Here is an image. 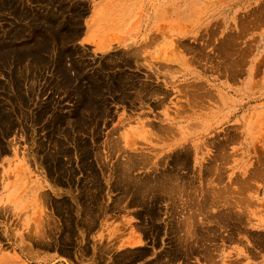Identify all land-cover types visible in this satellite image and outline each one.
I'll list each match as a JSON object with an SVG mask.
<instances>
[{
  "label": "rangeland",
  "instance_id": "1",
  "mask_svg": "<svg viewBox=\"0 0 264 264\" xmlns=\"http://www.w3.org/2000/svg\"><path fill=\"white\" fill-rule=\"evenodd\" d=\"M148 2L112 30L116 47L98 55L82 44L90 0H0V264H264V223L247 214L264 193V0H171L165 25L150 22ZM159 32L168 38L159 41ZM152 47L189 72L173 83L172 99L217 108L206 126L160 118L144 102L141 77L122 76L132 62L148 64ZM70 83L100 86L88 95L108 114L97 133L66 121L79 99ZM76 139L101 184L94 201L80 197L85 182L95 190ZM60 146L69 156L57 160L74 170L69 180L53 171ZM193 158L216 163L191 167ZM128 160L139 161L136 178L175 180L152 219L142 217L141 200L129 204L130 194L111 187V168Z\"/></svg>",
  "mask_w": 264,
  "mask_h": 264
},
{
  "label": "crops",
  "instance_id": "2",
  "mask_svg": "<svg viewBox=\"0 0 264 264\" xmlns=\"http://www.w3.org/2000/svg\"><path fill=\"white\" fill-rule=\"evenodd\" d=\"M141 1L143 0H90L91 13L87 20L82 44L98 55H107L110 53L112 48L116 47L112 39V30L121 27L123 22H127L128 19L138 14ZM147 1H149L148 4L150 6V22L159 21L164 22L165 25L166 21L172 15L171 0ZM121 37L125 39L124 36ZM155 38L159 41L162 39L165 40L168 38L167 32H159V35H155ZM121 47L119 46V48ZM160 51V48L152 47L148 53V64L132 62L128 67L122 69V76L141 77L142 82L148 86V95L147 98H144V102H147L149 107L151 109L153 108L160 118L166 119L169 122L180 119L188 120L190 118L189 121H181V126H191L193 128L206 126L205 120L213 117L217 108L205 104L203 101L198 102L194 99L190 101L183 100V98L178 97V93L172 99L171 96L173 93L171 88L173 83L189 72L186 71L185 64L182 62L174 64L170 61L166 57L167 50L163 53V57ZM149 89L150 92L152 91L151 93ZM241 134L247 142L246 144L244 143L245 150L256 147L254 143L251 146L252 132L248 123L243 124ZM246 162L242 160L239 168L245 166ZM204 163H212L215 166L216 160L193 158L190 166H202L205 165ZM237 163L238 160H236V166ZM262 182L264 183V180ZM254 204L259 205L260 208H250L247 212L248 216L253 222L259 221L258 223H264V193L258 194V198L254 199Z\"/></svg>",
  "mask_w": 264,
  "mask_h": 264
},
{
  "label": "bare ground",
  "instance_id": "3",
  "mask_svg": "<svg viewBox=\"0 0 264 264\" xmlns=\"http://www.w3.org/2000/svg\"><path fill=\"white\" fill-rule=\"evenodd\" d=\"M100 18H101V16H100ZM69 79V78H68ZM123 79V78H122ZM65 81V80H64ZM68 82V81H67ZM71 82V81H70ZM114 82V81H113ZM112 82V83H113ZM115 84V83H114ZM64 85V84H63ZM70 85H75V84H73V83H70ZM117 85H118V83H117ZM153 85V84H152ZM67 86V85H66ZM75 86H78V85H75ZM85 86H87L86 88L84 87V88H80V85L78 86L79 87V89H78V94H79V96H78V100H77V105H76V107H75V109H73L72 111H71V113L69 114V116L70 117H65L66 118V121H68L69 123H74L75 125L74 126H77V129H74V130H76V131H79V130H83V129H87V127H89L90 126V124H92V128L90 129L89 128V130H93L92 132L95 134V132L96 131H94V129H95V127L97 126V123H99L98 121H100L101 119H102V117H103V114H104V116L105 115H108V114H106V110H104V113L102 112V113H100V109H99V106L101 105V103L100 102H98L99 100H91L90 99V97L88 98V95L89 94H97L99 91H100V86H95V85H91V84H87V85H85ZM101 86H103V85H101ZM110 86H111V89H115V86L114 85H110V84H108V85H106V87H105V85H104V89L105 88H107L108 90H110ZM120 86V85H119ZM116 87H118V86H116ZM119 88V87H118ZM121 88V87H120ZM156 88V87H155ZM154 88V89H155ZM151 89H153V88H151ZM74 91V90H73ZM118 91H120V90H118ZM158 91V90H157ZM149 92H150V89H149ZM152 92V91H151ZM150 92V93H151ZM153 92H154V90H153ZM160 92V91H159ZM142 94V93H141ZM153 94V93H152ZM157 96V95H156ZM94 98H96V97H94ZM91 101H90V100ZM103 108V107H102ZM104 109V108H103ZM70 111V110H69ZM1 116V115H0ZM64 116V115H63ZM3 117V116H2ZM58 119L60 118V117H57ZM1 119V118H0ZM4 118H2L1 120H3ZM36 119V118H35ZM61 119H64V117L63 118H61ZM0 120V121H1ZM57 121V120H56ZM57 122H59V121H57ZM57 122H55V123H57ZM64 122V121H63ZM67 123V122H66ZM96 125V126H95ZM6 126V125H5ZM98 127V126H97ZM96 127V128H97ZM4 128V127H3ZM76 128V127H75ZM94 128V129H93ZM57 130V129H56ZM97 130V129H96ZM84 131V130H83ZM73 132H75V131H73ZM91 132V131H90ZM92 133V134H93ZM97 133V132H96ZM74 134V133H73ZM76 134V133H75ZM76 136V135H75ZM72 137V136H71ZM75 138V137H74ZM79 138V137H78ZM84 138V137H83ZM93 138V137H92ZM73 140V139H72ZM59 141V140H58ZM56 142V141H55ZM62 142V141H61ZM75 142V141H74ZM76 142L77 143H75V146H77L78 147V149H80L81 151V153H82V156L81 157H79L80 158V160H81V165H80V167L81 168H83L82 170H84L87 174H88V182H91V185L94 187V194L93 195H91L92 193H91V190L89 189V188H86V186H87V184H86V182H85V184H83V186H82V189L84 190V192L82 193L83 195L82 196H80V197H83V198H88V200H91V201H94V198H96L95 196V194H96V191L98 190V188H99V186L101 185H98V181L96 182V180H97V173L95 172V170H94V168L92 167V165H91V163L87 160V159H85L86 158V155H87V149L88 148H86L85 147V145H84V143L83 142H81L80 141V139L77 141V139H76ZM54 144V143H53ZM74 144V143H73ZM110 144H111V142H110ZM58 145V144H57ZM111 145H113V144H111ZM1 146V145H0ZM59 146V145H58ZM62 146V145H61ZM61 146L60 147H58L57 148V150H55L54 152H55V154H53V153H51L52 155H51V159L52 160H54V168H53V171H55L57 174H56V176L57 175H60V176H65V177H67V179L69 180V178L73 175V173H74V170L71 168V167H68V166H65V164L63 163V162H59L60 160H57V158L61 155V156H64V157H66V156H69V155H67V150H65V149H63V148H61ZM88 146V145H87ZM97 147H98V145H97ZM109 147V146H108ZM2 148V147H1ZM114 148V147H113ZM112 148V149H113ZM184 148V147H183ZM186 148V147H185ZM185 148H184V150H185ZM178 149V148H177ZM178 151V150H177ZM89 152V151H88ZM182 152V151H181ZM180 151H179V153H181ZM185 152V151H184ZM183 152V153H184ZM48 153H50V151L48 152ZM61 153V154H60ZM175 153V152H174ZM177 153V152H176ZM45 154V153H44ZM141 154V153H140ZM59 155V156H58ZM89 155V154H88ZM87 155V156H88ZM143 155V154H142ZM169 155V154H168ZM180 155V154H179ZM184 155H186V153L184 154ZM58 156V157H57ZM131 156H133V155H131ZM183 156V155H182ZM57 157V158H56ZM129 157V156H128ZM127 157V158H128ZM137 157V156H136ZM176 157V156H175ZM177 157H178V155H177ZM180 157H181V155H180ZM180 157H178V161L177 162H179V161H181V159H179ZM182 158V157H181ZM41 159V158H40ZM50 159V160H51ZM63 160V159H62ZM68 160V158L66 159V161ZM134 160V159H133ZM144 162H145V160H144V158L142 159ZM142 160H140V161H142ZM146 160H147V158H146ZM169 160V159H168ZM46 161V160H45ZM44 161V162H45ZM65 161V162H66ZM142 161V162H143ZM51 162V161H50ZM68 162V161H67ZM143 162V163H144ZM47 163H49V162H47ZM122 163V162H121ZM138 163H139V161H137V163H135V162H132L131 160H128V161H124L122 164H120V167H119V170L117 169L118 167H115V166H117V165H115L114 166V168H111V171H112V175H114V173L117 171V174L115 175V176H117V180L115 179V177H113L115 180H116V182H115V184L114 185H112L111 187H114V189L116 188L117 190L118 189H121V190H123L122 192H124V193H126L127 195H131V199H130V202H129V204H135V203H138L139 202V200H141L142 202H141V204L142 205H145L146 207L144 208V210H145V214H143L142 215V217L144 216V215H146L148 218H150V219H152V218H154V216H155V214L158 212L157 211V209H155L156 208V206H157V202H158V200H160L161 199V195L163 194V195H167V196H169L171 193H174V191L176 192L177 191V187L175 186V180H173V179H170V174H168L166 177H164V176H162L161 178L162 179H160L159 177V179H156V177H155V179H153V177H152V179H145V180H141V179H139V178H136L135 177V175L134 174H131V171L134 169V167L136 166V165H138ZM180 163V162H179ZM184 163V162H183ZM185 163H187V162H185ZM119 164V163H118ZM50 165V164H49ZM187 165V164H186ZM46 166H47V164H46ZM51 166L52 165H50V168H51ZM173 166H175V164L173 165ZM177 166V165H176ZM48 167V166H47ZM111 167V166H110ZM49 168V169H50ZM49 171V170H48ZM83 171V172H84ZM110 171V172H111ZM169 171V170H168ZM50 172H52V170L50 171ZM49 172V173H50ZM53 173V172H52ZM148 173V172H147ZM167 173V172H166ZM170 173V172H169ZM160 176V175H159ZM110 177H111V175H110ZM57 178V177H56ZM99 178V177H98ZM145 178V177H144ZM58 179H59V177H58ZM60 179H61V177H60ZM85 179V178H84ZM87 179V178H86ZM67 180V181H68ZM59 181V180H58ZM57 181V182H58ZM61 181V180H60ZM62 183V182H61ZM82 185V184H81ZM179 185V184H178ZM81 187V186H80ZM36 189V188H35ZM180 189V188H179ZM183 189V188H182ZM212 189H213V187H212ZM183 191V190H182ZM46 191H44V192H42V193H36V195L38 194H40L39 196H46V195H48V194H46L45 193ZM184 192V191H183ZM46 195H45V194ZM180 193V192H179ZM189 193V192H188ZM160 195V196H159ZM42 196V197H43ZM42 197H41V199H42ZM98 197V196H97ZM159 197V198H158ZM171 197H172V194H171ZM183 197V196H182ZM198 197V196H197ZM37 198H39V197H37ZM99 198V197H98ZM168 198V197H167ZM178 198V197H177ZM44 199V198H43ZM81 199V198H80ZM85 199H84V201H85ZM179 199V198H178ZM39 200V199H38ZM118 200H120V199H118ZM118 200H117V202H118ZM186 200V199H185ZM190 200V199H189ZM205 200V199H204ZM87 201V200H86ZM194 200H192V202H193ZM199 201V200H198ZM57 202V201H56ZM89 202V201H88ZM181 202V201H180ZM42 203V202H41ZM46 203V202H45ZM84 203V202H83ZM101 203V202H100ZM158 203H160V202H158ZM186 203V202H185ZM198 203V202H197ZM63 204H66L65 202H60L59 204H57V206H58V208H60V209H62V210H64V212L65 213H68V208H69V205H63ZM139 204V203H138ZM86 205H88V207H89V204H86ZM94 205V204H93ZM116 207V206H115ZM56 208V207H55ZM91 208V207H90ZM100 208V207H99ZM49 210V209H48ZM143 210V209H142ZM39 211V210H38ZM59 211V210H58ZM99 211H100V209H99ZM42 212H44V211H42ZM63 212V211H62ZM91 212H92V209H91ZM98 212V211H97ZM195 212V211H194ZM44 214V213H43ZM47 214V213H46ZM138 214V213H137ZM139 215V214H138ZM158 216H159V214H158ZM157 216V217H158ZM67 217V216H66ZM141 217V216H140ZM156 217V216H155ZM94 218V217H93ZM144 218V217H143ZM174 218V217H173ZM91 219V218H90ZM156 219V218H155ZM158 219V218H157ZM184 219V218H183ZM154 220V219H153ZM89 221V220H88ZM92 221V220H91ZM146 221H149V219L148 220H146ZM151 221V220H150ZM155 221V220H154ZM187 222V221H186ZM186 222H184V223H186ZM189 222V221H188ZM92 223V222H91ZM68 224V223H67ZM147 224V223H146ZM150 224V223H149ZM148 224V225H149ZM187 224V223H186ZM143 225V224H142ZM151 225V224H150ZM186 226H189V225H186ZM146 227V226H145ZM150 227V226H149ZM151 228V227H150ZM191 228V227H190ZM148 228H146V230H147ZM153 229V228H152ZM181 229V228H180ZM192 229V228H191ZM191 229H188L186 232L190 235V236H192L193 235V232H190L191 231ZM154 230V229H153ZM156 230H157V227H156ZM179 230V229H178ZM149 231V230H148ZM158 232V231H157ZM156 232V233H157ZM159 234V233H158ZM180 236V235H179ZM194 237V236H193ZM181 238V237H180ZM182 240V239H181ZM188 240V239H187ZM137 243H140V240H138L137 241ZM181 243V242H180ZM182 244V243H181ZM59 247V246H58ZM108 248V247H107ZM178 248V247H177ZM140 251V250H139ZM174 252V251H173ZM175 254V253H174ZM172 255V254H171ZM178 255V254H177ZM139 256H140V254H139ZM167 258V257H166Z\"/></svg>",
  "mask_w": 264,
  "mask_h": 264
}]
</instances>
